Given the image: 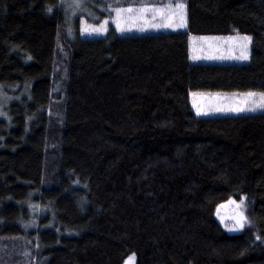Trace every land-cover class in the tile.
Wrapping results in <instances>:
<instances>
[{
  "label": "trees",
  "instance_id": "trees-1",
  "mask_svg": "<svg viewBox=\"0 0 264 264\" xmlns=\"http://www.w3.org/2000/svg\"><path fill=\"white\" fill-rule=\"evenodd\" d=\"M177 2L185 29L84 39L61 0H0V264H264V110L190 100L264 92V0ZM233 35L248 63L192 60L191 37Z\"/></svg>",
  "mask_w": 264,
  "mask_h": 264
},
{
  "label": "rangeland",
  "instance_id": "rangeland-1",
  "mask_svg": "<svg viewBox=\"0 0 264 264\" xmlns=\"http://www.w3.org/2000/svg\"><path fill=\"white\" fill-rule=\"evenodd\" d=\"M61 2L65 11L66 23L72 29L71 35L73 36V31L78 24L80 37L84 39L102 37L107 31V25L105 26L106 31H103L102 33L93 32L92 27L99 26L105 20L111 22L120 35H140L185 29L186 20L184 7L182 9L177 8V5L182 4L180 2L173 4L171 3V0L161 6H142L140 8H132V12H122L119 17L121 30H117L116 23L114 22L117 20V13L114 10L111 12L109 20L102 18L104 10L101 9V7L105 6L103 1L80 0L82 6L76 9L68 6L72 3V0H61ZM121 8L128 9L131 7L125 8L123 6ZM181 12L183 13V17H181ZM82 29L84 30L83 32ZM243 37L249 36L191 37V58L193 61L203 64H246L249 61L251 40H243ZM244 46L247 48L248 58L238 59L237 57L241 55ZM60 51L65 55L62 47H60ZM246 94L247 93L229 95L193 92L191 93L190 100L195 113L197 114V110H200L201 115H198L200 117L242 115L261 110L259 108H256L255 111L247 110L249 107L255 106L253 100L258 102L259 97H249ZM4 102L5 99L3 97L2 104ZM238 109H244V111H239ZM240 206V203L231 201L220 208L218 215L223 219V224L228 228H235L236 230L240 228L238 226V220L239 217L243 215ZM126 264H134L133 259L128 260Z\"/></svg>",
  "mask_w": 264,
  "mask_h": 264
},
{
  "label": "snow or ice",
  "instance_id": "snow-or-ice-1",
  "mask_svg": "<svg viewBox=\"0 0 264 264\" xmlns=\"http://www.w3.org/2000/svg\"><path fill=\"white\" fill-rule=\"evenodd\" d=\"M69 7L71 8H80L82 5L80 3V0H72V3L68 5ZM177 8H180L182 9L183 8V5H177L176 6ZM49 12H51V9H48ZM114 11L117 13V20L114 21L116 23V27H117V30H121L120 29V23H119V17H120V14L124 11H128V12H132L133 9L132 8H128V9H124V8H121V7H117L114 9ZM181 17H183V13L181 12ZM108 21L105 20L102 24H100L99 26H94L92 27V31L93 32H96V33H102L103 31H106V25H107ZM84 30L82 29V32ZM243 40H246V41H250L251 40V37H243L242 38ZM238 59H247L248 58V55H247V48L246 46H244L242 52H241V55L239 57H237ZM247 96L249 97H259V101L256 102L255 100H253V104L255 105L254 107H249L247 110L248 111H255L256 108H259L261 110H264V92H261V93H253V92H249L246 94ZM239 111H244V109H238ZM206 114V113H204ZM197 115H201V112L200 110L198 109L197 110ZM241 205H243V199L241 200ZM247 222L246 221V218L243 217V215H241L239 217V220H238V226L240 228L243 227L244 223ZM227 230L228 231H235L236 229L235 228H228L226 226ZM259 239V237H257Z\"/></svg>",
  "mask_w": 264,
  "mask_h": 264
}]
</instances>
